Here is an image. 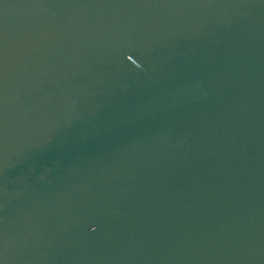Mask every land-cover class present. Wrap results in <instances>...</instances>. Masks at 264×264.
I'll use <instances>...</instances> for the list:
<instances>
[{"label":"water","instance_id":"obj_1","mask_svg":"<svg viewBox=\"0 0 264 264\" xmlns=\"http://www.w3.org/2000/svg\"><path fill=\"white\" fill-rule=\"evenodd\" d=\"M0 264H264V0H0Z\"/></svg>","mask_w":264,"mask_h":264}]
</instances>
